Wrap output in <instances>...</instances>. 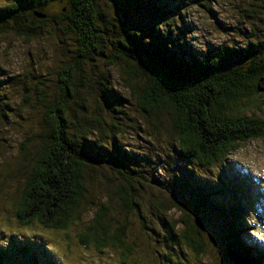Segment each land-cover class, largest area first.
Wrapping results in <instances>:
<instances>
[{
    "label": "trees",
    "instance_id": "1",
    "mask_svg": "<svg viewBox=\"0 0 264 264\" xmlns=\"http://www.w3.org/2000/svg\"><path fill=\"white\" fill-rule=\"evenodd\" d=\"M194 5L210 15L222 6L233 19L249 25L251 32L243 36L246 42L239 47L221 46L212 55L193 53L184 37L188 31L186 14ZM261 27L264 0L0 3V38L27 44L54 35L64 51L54 59L51 75L55 78L47 84L49 73L33 70L35 88L31 93L25 87L22 95L21 105L41 114L38 122L42 128L35 138L28 139L37 142L33 158L22 154L21 165L31 160L35 164L25 179L24 193L16 201L18 223L25 228L38 223L61 232L89 216V224L76 233L80 245L97 251L117 248L126 260L136 256L143 244L134 236L128 237L127 217L136 216L140 227L149 230L139 199L141 190L154 187L165 202L149 205L161 214L164 249L174 257L184 251L183 246L196 260L205 252L207 244L198 215L206 207L218 212V227L225 231L221 240L226 247L219 248L222 259L215 264H230L227 248L249 264H264V246L255 239H240L247 234V220L240 210L245 212L242 203L250 199V178L237 175V186L229 184L246 196L225 207L211 204V198L201 195L205 189L212 191L211 184L192 185L189 181L192 172L216 167V182L222 181L227 157L249 141L264 139V121L247 116L239 107L260 96L263 88L264 33L256 36L263 32ZM70 36L74 37L73 47L65 49V39ZM98 68L116 70L134 110L147 126L168 139V149L164 150L170 154H154L160 165L167 164L161 166L168 170L162 178L153 170L156 162L151 158L120 147L118 135L123 130L105 124L102 115L119 114L122 97L109 87L105 75H99ZM18 75L26 77V73ZM100 170L113 173L119 182L114 185L111 205L89 194L91 176ZM172 209L181 213L180 222L166 218ZM35 248L31 243L15 246L27 264H41L42 259L44 264H57L44 247L39 254L34 251L27 256ZM10 254L8 248L0 249V263ZM169 258L165 255L166 261H171Z\"/></svg>",
    "mask_w": 264,
    "mask_h": 264
},
{
    "label": "rangeland",
    "instance_id": "2",
    "mask_svg": "<svg viewBox=\"0 0 264 264\" xmlns=\"http://www.w3.org/2000/svg\"><path fill=\"white\" fill-rule=\"evenodd\" d=\"M0 1L4 5L8 2V0ZM215 8L217 13L213 15L195 7V5L190 9V12L185 13L187 17L185 22L188 27L186 30L188 31L185 32L184 39L196 55L204 53L212 55L221 46L239 47L246 42L243 36L251 32L249 25L233 19L228 15L229 11H224L222 6ZM216 10L214 11L216 12ZM260 25L258 24V26ZM261 31L263 32H257L256 36L264 33L263 27H261ZM73 40V36L65 39V49L73 47ZM60 46L61 44L54 35L42 37L40 40L27 44L13 38H0V249L8 248L11 253L3 264H27L24 254L18 253L15 246L30 243L36 248L27 256H31L34 251L39 254L40 249L44 247L55 257L57 264H215L221 261L219 248L222 247L224 250L226 247L225 242L221 240L225 231L218 227L220 221L217 217L218 212L206 207L202 208L198 215L201 223L200 229L207 244V248L199 260L194 258L193 253L186 251L185 246L182 249L184 251L179 252L177 257H174L169 249H164L163 242L166 234L159 223L161 214H158L149 204L152 201L156 202L154 204L163 203L165 197L160 191L153 189L154 187L149 190H141L139 199V203L142 205L143 220L149 230L140 227V221L136 216L127 217L128 237L134 236L143 244L136 256L128 257L126 260L122 259L121 251L117 248L109 247L103 251H97L92 246L87 250L80 245L76 233L85 229L89 224V216L83 217L79 223L70 226L67 231L61 232L45 229L38 223H33L27 228L18 223L16 201L20 194L24 193L25 179L30 168L32 169L35 164L31 160L30 164L27 165L28 161H26L24 165H21L24 162L22 154L24 153L28 158L34 155L33 151L37 142L28 139L35 138L42 128L41 123L38 122L41 114L29 106L21 105L22 95H24L25 87L31 93L35 88L36 81L33 77V70L40 68L39 73H49L47 84L52 78H55V75L51 74L56 64L54 59L58 58V55L63 51ZM98 69L99 75H105L109 80V87L122 97L119 114L102 115L105 124L123 130V134L118 135L120 147L133 155H144L151 158V162H156L155 165L152 162L153 170H158L159 177L162 178L168 170L161 166H167V164L160 165L154 154L156 152L170 154L169 151L164 150L168 149V139L157 133L151 125L147 126L134 110L130 104L129 93L121 86L116 70L114 68ZM22 73H26V77L18 75ZM3 87L4 89H2ZM260 87L264 88V82ZM263 88L260 89V96L242 102L239 107L241 111H245L247 116L253 115L264 121ZM2 93L6 95L3 96ZM125 113H127L126 119L123 116ZM226 162V175L223 176L222 181L216 182L219 167L210 171L202 169L192 172L189 181L192 185L211 184L214 189L212 188V191L205 189L201 195H206V199L211 198L209 201L211 204L225 207L233 206L239 199L243 200L242 196L246 193H240L241 190L236 192L231 189V186L234 187V184L237 186L235 181L237 175L248 176L251 183L250 199H245L242 203L246 209L245 212L240 210L245 214L247 220L245 223L247 234H243L240 239L247 242L255 239L264 246V139L245 143L234 154L227 157ZM91 177L93 180L88 185L89 194L105 204H113L112 192L114 185L119 183L114 174L100 170L92 174ZM230 183H232L231 186H229ZM181 217V213L176 209H172L166 214V218L171 221L180 222ZM221 226L224 227L223 222H221ZM178 227L181 230V225ZM124 240L126 239L124 238ZM165 255H168L171 261H166ZM40 262L44 264L43 259Z\"/></svg>",
    "mask_w": 264,
    "mask_h": 264
},
{
    "label": "water",
    "instance_id": "3",
    "mask_svg": "<svg viewBox=\"0 0 264 264\" xmlns=\"http://www.w3.org/2000/svg\"><path fill=\"white\" fill-rule=\"evenodd\" d=\"M226 254L228 261L232 264H249L245 260H243L241 257H239L235 252H233L230 248L226 249Z\"/></svg>",
    "mask_w": 264,
    "mask_h": 264
}]
</instances>
